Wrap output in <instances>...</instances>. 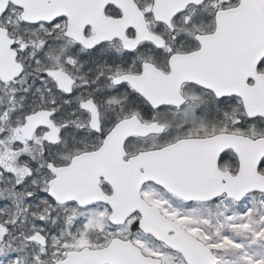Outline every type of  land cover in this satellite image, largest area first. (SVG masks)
<instances>
[{"label": "flooded vegetation", "instance_id": "obj_1", "mask_svg": "<svg viewBox=\"0 0 264 264\" xmlns=\"http://www.w3.org/2000/svg\"><path fill=\"white\" fill-rule=\"evenodd\" d=\"M132 1L142 17L133 14L128 17L131 23L124 26L123 11L107 3L104 6V32L106 35L118 34L122 38L112 37L91 47H85L64 36L67 21L64 16H59L51 24L30 26L42 30L54 29V40L58 45L54 50L57 68L66 71L74 80L72 92L68 95L69 101L77 88L80 90L79 96L73 102L76 105L72 109L73 131L83 136L91 134L104 137L118 121L137 117L145 123L156 122L162 125L164 129L160 134L149 137L164 135L167 137L164 143L182 137L205 138L218 133L264 138V118L252 115L255 107L253 104H263L264 101V55L255 59L253 43L248 42L247 32L214 33L218 10L233 9L245 4H241L240 0H204L199 4H189L184 12L172 18L169 26L154 19L151 12L153 0ZM253 3L254 1L246 2L250 7ZM129 9L134 13L132 6ZM73 13L82 19L81 12L74 10ZM244 16L246 12H237L234 18L242 21ZM134 21L136 25L132 23ZM4 23L14 37L16 48L24 54V37L19 40V34H16L10 17L6 16ZM143 26H146L152 36L158 37L159 44L151 40L138 41V31ZM83 35L88 41L92 39L94 34L90 26L84 27ZM176 53L182 54L181 74L176 76L177 79L197 80L181 83L180 93L184 102L179 106L161 105L153 108L126 80H121L124 75L138 77L145 71L152 73L149 65L169 75L172 72L170 61ZM86 99L94 102L98 109V132L90 130L89 113L78 107ZM77 117H80L78 121L75 120ZM140 139L130 137L126 140L125 159L146 149L138 145ZM98 146L71 145L72 150L66 151L67 160L61 159L60 163H66L77 153L95 151ZM218 162L220 167L234 172L237 156L233 148L223 151ZM7 163L12 165V162ZM261 163H264V159ZM101 186L104 187L103 180ZM148 188L156 187L151 185ZM167 196L170 201L179 204L182 202L169 194ZM145 199L155 204L154 198ZM100 205L109 212L106 205ZM158 206L164 214L172 218L174 214ZM102 213L104 214V210ZM133 216L135 220L131 224L111 225V228L125 232L128 237L123 238H129L138 245L143 254L158 258L160 264H186L178 252L141 232L137 224L139 214L135 213ZM179 224L194 236L202 235L193 231L192 226ZM111 237L104 226V246ZM150 264H157L156 260L151 259Z\"/></svg>", "mask_w": 264, "mask_h": 264}, {"label": "water", "instance_id": "obj_2", "mask_svg": "<svg viewBox=\"0 0 264 264\" xmlns=\"http://www.w3.org/2000/svg\"><path fill=\"white\" fill-rule=\"evenodd\" d=\"M43 1L44 3H41L42 0H0V14L8 2L21 6L25 12H29L27 8L32 5V8L37 10L29 12L27 16L34 17V20L47 17L44 10L51 13L50 15L59 13V7L61 6L58 7L57 4H54V0H51V4H45V0ZM166 1L168 0H155L153 12L158 20L167 21L173 14L182 10L187 2L195 0H173L176 2L172 5L166 4ZM45 19L49 20L50 17ZM217 25L218 31L223 29L228 32L232 31L229 21L224 22L223 27L221 21L217 19ZM249 28V32L262 34L264 42L263 8L262 12L255 16ZM9 45L10 41L6 40L0 31V77L5 81L13 79L21 72V65L15 61V52L10 50ZM5 50L7 55L4 53ZM48 74L56 77L59 84L63 79L67 81L65 78L67 75L62 72L49 71ZM163 80L166 79H161L160 88H157L151 94L163 97L159 104L171 103L168 98L171 99L172 95L167 94L169 80H166L167 84H163ZM133 84L138 90L140 89L145 97H152L151 94L145 91V88L137 84V80H134ZM61 87L66 88L65 86ZM92 119L93 125H96L98 123L97 115ZM39 126L49 129L44 135L48 142H58V129L50 120V112L46 110H37L25 116L20 131L26 138L31 139L34 131ZM161 130L162 127L155 123L146 125L139 120L131 119L120 121L105 137L101 147L96 152L82 153L74 157L66 166L54 167L51 164L49 165V169L53 171L55 177L48 182V194L59 203L75 199L78 203L85 204L99 199L108 201L110 198L113 210L110 217L113 221H123L132 211L140 210L139 225L144 231L151 232L156 238L163 239L173 246H178L172 239L166 237L162 224V219L165 220V218L160 215L158 209L147 205L142 200L139 193L142 183L153 181L163 185L170 191L176 192L185 199L197 198L201 200L217 195L225 185H227L225 189L235 197L238 193L242 195L250 189L264 190V177L259 175L256 170L257 159L264 154V144H261L258 140L239 139L240 137H237L240 168L236 177L230 178L222 175L226 180L225 185H218L206 178H199L197 182L196 179L192 180L191 174L187 172L185 155L188 152L204 151L202 146L206 144L215 146L220 144L222 146L214 152L216 155L223 147L229 146L231 142L233 143L234 138H231V136L179 140L159 149L140 152L127 161H123V144L128 136H146ZM192 145L194 149L189 151V146ZM261 148L263 149L261 150ZM248 169L251 170L250 176L248 175ZM102 175L112 186L113 193L110 197H105L98 185L99 177ZM157 218L160 226L156 225ZM33 240L44 243V239L39 234L33 237ZM127 243L114 239L106 249L91 250L85 248L79 252H69L63 261L55 264H103L104 262L110 263V261L115 264H146L138 260V255L134 250L129 251L126 248ZM116 244L117 246H115ZM107 249L110 250V253ZM186 255L190 264L199 263V256L191 255L188 251H186ZM109 258L111 260H107ZM205 258L206 256L203 257L202 261Z\"/></svg>", "mask_w": 264, "mask_h": 264}, {"label": "rangeland", "instance_id": "obj_3", "mask_svg": "<svg viewBox=\"0 0 264 264\" xmlns=\"http://www.w3.org/2000/svg\"><path fill=\"white\" fill-rule=\"evenodd\" d=\"M14 23L15 29L19 32L31 30V28H25L19 21H15ZM53 60L54 58L48 60L51 66H54ZM44 84L47 85L48 83L45 82ZM15 85L7 90L10 101L8 103H3L0 108V125L9 126L12 129L18 128L24 112L33 109L37 105L51 107V105L44 103L46 97L43 95L38 96L37 101H35V99H33V101L25 100L20 94L21 89L16 88ZM79 91L80 90L77 88L75 94L68 103H61L60 100L56 101L57 113L54 119L61 128L62 136L60 146L56 148L51 147L49 149V154L52 155L57 162L59 158L62 159V156L65 155L64 151H67L71 145L94 143L96 140L99 141L98 137L83 136V134L73 131L72 126L74 119L72 107L74 104L73 102H75V99L79 96ZM6 110L7 112L5 113ZM79 119L80 117L75 120L78 121ZM4 132L5 130L0 127V133ZM5 139L13 141V139H16V135L14 137L6 136ZM164 139V137L149 138L147 141H140V147L147 146L146 144L163 142ZM24 152H26V150H24L23 147L14 149L11 145L8 150H3L0 153L2 155L0 162L4 161L9 155L10 158L7 160L12 162V165L13 163L20 164V156ZM12 165L8 164L6 167L10 178L16 175L14 178L15 184L14 188L9 187L8 189L12 193L20 195L19 199L22 204V198L31 197L24 199L28 207L24 206L20 211L26 213L28 208L31 207L32 210L39 211V213L42 214V216L36 214L31 219L28 230L36 226L39 228L43 226L52 231L50 221L48 225H46L45 222L48 221V215H53L51 220L55 231L64 229L65 232L63 234L67 235L69 231H72L73 225L78 226V229H74L78 232L80 240L79 244H75L76 246L90 244V239L104 232V226H106L108 232L112 233L111 224L107 221V212L105 208L103 209L100 205H93L83 209L72 210L70 205L58 206L54 204L51 198L46 194L44 195L46 180L51 176L47 171H43L42 168L39 167L34 169L35 173H33L31 171H26L22 165L14 167H12ZM4 172L5 169L0 167V175H3ZM6 183L8 185V182ZM4 188L6 189L7 187L2 177L0 178V250L5 247L7 242L11 241L13 238L12 234H14L12 230L6 228L5 224L12 223L16 219L24 216L17 215L18 218L9 216L12 215L14 211L11 209L6 199H4L6 198L3 194ZM20 190L25 193L23 197H21ZM142 194L149 199L154 198L153 202L162 206L165 210L166 206H170L171 203L172 207L177 209L174 211L172 218L186 227H188V225L192 226V230L198 234H201L205 226L215 227L214 229L217 230V232H215V239L212 240L209 233H207L208 236H206V233H203L201 236L209 241L215 254L219 258V264H264V246H262V248L258 245L259 248H257V251L253 246L254 253L249 250L252 246L251 244L254 243L257 245L259 241L258 236L264 230V216L259 212H255V215L260 218L257 224L253 223L252 219L248 216L252 211L258 209L264 210V196H262L259 202L250 200L251 198L255 199L254 197H247L238 203H232L227 199H221L219 203L214 205L210 204L212 208L209 207V204L205 205V208L212 209L207 210L202 209V207L196 205V203L183 204V206L180 207L175 201L168 203L170 200H168L167 194L163 195L162 192L153 188H143ZM229 203H232V205H229ZM103 210L104 214L102 213ZM201 215H203V220L201 219ZM132 219L133 218L130 220L128 219V222L132 221ZM229 225L231 226L229 227ZM21 234H23L24 237L26 236V233ZM137 242L142 243L141 240H137ZM144 247L146 251L147 247L145 244Z\"/></svg>", "mask_w": 264, "mask_h": 264}, {"label": "trees", "instance_id": "obj_4", "mask_svg": "<svg viewBox=\"0 0 264 264\" xmlns=\"http://www.w3.org/2000/svg\"><path fill=\"white\" fill-rule=\"evenodd\" d=\"M33 252V250H31ZM12 264V263H15V264H25L24 262L22 263L21 261H15V259L12 257H0V264ZM27 264H31V263H27Z\"/></svg>", "mask_w": 264, "mask_h": 264}]
</instances>
